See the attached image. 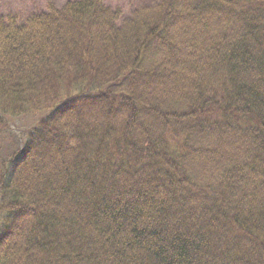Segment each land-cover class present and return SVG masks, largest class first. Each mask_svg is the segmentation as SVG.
<instances>
[{
	"label": "trees",
	"instance_id": "obj_1",
	"mask_svg": "<svg viewBox=\"0 0 264 264\" xmlns=\"http://www.w3.org/2000/svg\"><path fill=\"white\" fill-rule=\"evenodd\" d=\"M123 12L0 17V264H264V0Z\"/></svg>",
	"mask_w": 264,
	"mask_h": 264
},
{
	"label": "rangeland",
	"instance_id": "obj_2",
	"mask_svg": "<svg viewBox=\"0 0 264 264\" xmlns=\"http://www.w3.org/2000/svg\"><path fill=\"white\" fill-rule=\"evenodd\" d=\"M69 1L78 0H0V17L16 16L22 23L33 14L48 11L50 4L62 8ZM162 0H105L107 6L112 9H122L124 18L130 17L133 11L139 7L161 2ZM55 105L53 107H57ZM51 114V109L39 110L27 115L11 116L0 136V165L7 158V154L18 152L26 143L28 133L37 127L42 119ZM15 144L14 147L12 145ZM8 166V165H7Z\"/></svg>",
	"mask_w": 264,
	"mask_h": 264
}]
</instances>
